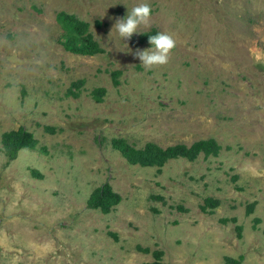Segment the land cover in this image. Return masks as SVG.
I'll return each mask as SVG.
<instances>
[{
  "label": "rangeland",
  "instance_id": "374dc122",
  "mask_svg": "<svg viewBox=\"0 0 264 264\" xmlns=\"http://www.w3.org/2000/svg\"><path fill=\"white\" fill-rule=\"evenodd\" d=\"M140 4L150 25L110 36ZM61 12L87 22L104 53L67 52ZM154 29L177 46L149 70L134 53ZM22 127L39 144L16 158L0 144V264H150L155 251L164 264H264V0H0V142ZM114 138L222 150L142 167ZM106 183L123 198L108 214L89 206ZM206 198L220 202L213 213Z\"/></svg>",
  "mask_w": 264,
  "mask_h": 264
},
{
  "label": "trees",
  "instance_id": "16d2710c",
  "mask_svg": "<svg viewBox=\"0 0 264 264\" xmlns=\"http://www.w3.org/2000/svg\"><path fill=\"white\" fill-rule=\"evenodd\" d=\"M57 19L64 31V35L61 37L60 42L67 52L81 56H95L104 53V50L94 40L93 35L90 33V25L87 22L81 21L74 15H70L66 12L59 13ZM157 33L158 31L156 29L144 33L139 37V41L141 43H149V37ZM120 75V71H114L112 73L115 87L120 85ZM82 86L83 81L73 83L72 88L68 91V95L78 97L81 93L80 89ZM106 93L107 90L105 88H97L93 91L92 96L97 102H101ZM45 129L50 133L56 132V129L53 127L48 126ZM0 144L3 145L2 149H4V152L10 156V158H16L18 153L24 149H36L39 141L32 133L22 127L16 131L6 133ZM111 144L130 164L158 168H162L168 161L178 158L194 161L201 154H204L206 157L218 156L222 150V147L214 139L200 140L190 146L186 144H176L167 148H163L154 142L147 143L143 148H136L124 138H114ZM41 150L47 152L46 147H42ZM122 200V196L115 192L109 183H106L94 190L89 206L92 209L100 210L108 214L119 205ZM219 204L220 202L214 198H206L204 204L201 206V211L208 214L213 213L212 210L216 209ZM255 206L256 203L249 205L247 213L251 214ZM232 221L234 223L237 222L236 219H232ZM222 222L228 223V220L224 219ZM256 222L258 223L260 220H256ZM237 231L239 236H242L241 226L237 227ZM137 249L147 254L151 252L150 249L140 246L137 247ZM153 255L156 261L150 264H164L161 263L163 256L162 251H155Z\"/></svg>",
  "mask_w": 264,
  "mask_h": 264
},
{
  "label": "clouds",
  "instance_id": "9594fccd",
  "mask_svg": "<svg viewBox=\"0 0 264 264\" xmlns=\"http://www.w3.org/2000/svg\"><path fill=\"white\" fill-rule=\"evenodd\" d=\"M115 24L110 33L115 30L122 40H130L138 33L140 26H149L152 19V9L148 4H140L132 8L126 18H114ZM150 49H137L134 53L136 59L141 61L145 69L164 66L169 62L172 51L177 42L173 35L167 32H159L149 37Z\"/></svg>",
  "mask_w": 264,
  "mask_h": 264
}]
</instances>
